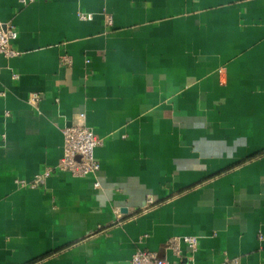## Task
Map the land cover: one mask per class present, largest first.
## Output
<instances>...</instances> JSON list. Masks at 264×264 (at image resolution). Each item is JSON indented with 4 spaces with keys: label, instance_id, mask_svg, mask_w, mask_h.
Returning a JSON list of instances; mask_svg holds the SVG:
<instances>
[{
    "label": "crops",
    "instance_id": "0c3cea01",
    "mask_svg": "<svg viewBox=\"0 0 264 264\" xmlns=\"http://www.w3.org/2000/svg\"><path fill=\"white\" fill-rule=\"evenodd\" d=\"M0 23L19 52L0 55V264L189 261L168 249L185 236L191 264H264V0H0ZM79 111L100 187H19Z\"/></svg>",
    "mask_w": 264,
    "mask_h": 264
},
{
    "label": "built area",
    "instance_id": "2783aa9c",
    "mask_svg": "<svg viewBox=\"0 0 264 264\" xmlns=\"http://www.w3.org/2000/svg\"><path fill=\"white\" fill-rule=\"evenodd\" d=\"M36 0H19V4L26 7ZM106 26L111 27L114 22V15L109 11L103 12ZM77 18L80 21L90 22L94 14L79 11ZM18 39V30L14 24L4 25L0 23V55L7 59L16 58L19 52L13 47V42ZM17 77V75H15ZM41 97L39 94L30 96V103L37 105ZM8 115V114H7ZM63 133V155L58 165L51 169L45 168L37 174L31 182L16 180L21 188L38 189L46 185L47 180L55 173H69L76 178H92L94 188L100 187L99 174L101 164L96 158V149L103 145L100 139L86 123V114L79 111L74 115L70 126L62 131ZM185 244L191 256L189 261L172 262L158 257L157 252L139 250L133 256L131 264H191L193 255L198 251L199 239L196 236L178 237L169 240L168 249L177 256L181 255V246ZM225 264H240L238 260H229Z\"/></svg>",
    "mask_w": 264,
    "mask_h": 264
}]
</instances>
